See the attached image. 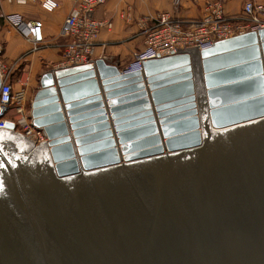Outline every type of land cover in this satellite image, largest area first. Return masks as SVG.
Returning <instances> with one entry per match:
<instances>
[{
	"label": "water",
	"instance_id": "1",
	"mask_svg": "<svg viewBox=\"0 0 264 264\" xmlns=\"http://www.w3.org/2000/svg\"><path fill=\"white\" fill-rule=\"evenodd\" d=\"M175 50L39 77L46 143L0 130V264H264V28Z\"/></svg>",
	"mask_w": 264,
	"mask_h": 264
},
{
	"label": "built area",
	"instance_id": "2",
	"mask_svg": "<svg viewBox=\"0 0 264 264\" xmlns=\"http://www.w3.org/2000/svg\"><path fill=\"white\" fill-rule=\"evenodd\" d=\"M173 7H178L183 0H170ZM15 5H27L37 2L48 13L58 8L55 0H0ZM74 7L64 19L58 45L61 53V66L93 64L94 50L100 33L112 28L111 21L99 20L95 11L106 0H76ZM0 18L16 31L25 30L24 38L30 46L29 52H36L46 47L41 21L26 22L22 15L13 13ZM137 26L143 37L142 47L131 54L123 73L142 70V63L155 58L178 54L175 49L197 48L201 51L210 48L215 42L228 39L249 31L264 28V4L247 1L243 4L242 14L238 19L228 17L221 0H205L197 20L185 22L173 18L167 12H159L152 17H142ZM0 43V57L3 54ZM12 73L0 60V130L9 123L12 131L23 135L34 145L46 143L44 133L36 129L26 113L27 102L24 89H14Z\"/></svg>",
	"mask_w": 264,
	"mask_h": 264
},
{
	"label": "crops",
	"instance_id": "3",
	"mask_svg": "<svg viewBox=\"0 0 264 264\" xmlns=\"http://www.w3.org/2000/svg\"><path fill=\"white\" fill-rule=\"evenodd\" d=\"M58 8L51 12L43 11L37 2L27 5L0 3V14L17 13L26 22L41 21L46 47L29 52L30 46L24 38L25 30L12 29L0 18V43L3 46L1 63L12 73L14 89H24L26 98H31L29 88H37L39 77L49 70L61 68V53L58 45L61 25L75 5L76 0H55ZM205 0H183L180 6L173 7L170 0H106L94 16L112 23L110 30L98 36L94 50V61L102 59L105 63L123 69L130 61L131 54L142 47L143 37L139 34L137 23L142 17H152L159 12H167L175 19L185 22L197 20ZM225 14L238 19L243 4L247 1L263 3L264 0H221Z\"/></svg>",
	"mask_w": 264,
	"mask_h": 264
},
{
	"label": "rangeland",
	"instance_id": "4",
	"mask_svg": "<svg viewBox=\"0 0 264 264\" xmlns=\"http://www.w3.org/2000/svg\"><path fill=\"white\" fill-rule=\"evenodd\" d=\"M37 88H29V92H30V96L31 98H27V102H26V105H25V109H26V113L29 114V111H30V103H31V100H32V97L34 95V93L36 92V90L38 89V85L36 86Z\"/></svg>",
	"mask_w": 264,
	"mask_h": 264
},
{
	"label": "snow or ice",
	"instance_id": "5",
	"mask_svg": "<svg viewBox=\"0 0 264 264\" xmlns=\"http://www.w3.org/2000/svg\"><path fill=\"white\" fill-rule=\"evenodd\" d=\"M3 152V145L2 144H0V153H2ZM9 163H11V161H9ZM5 165H4V161L3 160H0V168H2V167H4ZM3 183H2V181H0V192H3Z\"/></svg>",
	"mask_w": 264,
	"mask_h": 264
}]
</instances>
